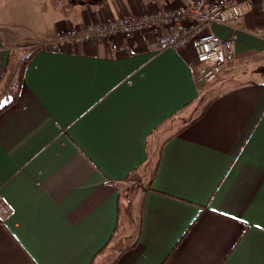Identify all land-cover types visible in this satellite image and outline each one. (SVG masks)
I'll use <instances>...</instances> for the list:
<instances>
[{"label":"crops","instance_id":"0c3cea01","mask_svg":"<svg viewBox=\"0 0 264 264\" xmlns=\"http://www.w3.org/2000/svg\"><path fill=\"white\" fill-rule=\"evenodd\" d=\"M191 1L7 0L28 36L0 31V264H264L259 8L211 25L234 38L213 83L171 45L186 22L48 43Z\"/></svg>","mask_w":264,"mask_h":264},{"label":"built area","instance_id":"2783aa9c","mask_svg":"<svg viewBox=\"0 0 264 264\" xmlns=\"http://www.w3.org/2000/svg\"><path fill=\"white\" fill-rule=\"evenodd\" d=\"M259 8L260 26L257 34L264 32V0H192L177 7L157 8L140 14L122 17L115 16L90 24L72 25L57 33L48 43L64 46L97 37L110 38L118 34H132L154 30L164 26L187 23L172 39L171 45L180 48L191 44L199 65L196 70L199 82L217 80L230 63L234 38L221 39L211 30L213 23L228 24L235 27L243 18ZM0 212L6 209L1 207Z\"/></svg>","mask_w":264,"mask_h":264},{"label":"rangeland","instance_id":"374dc122","mask_svg":"<svg viewBox=\"0 0 264 264\" xmlns=\"http://www.w3.org/2000/svg\"><path fill=\"white\" fill-rule=\"evenodd\" d=\"M6 5L7 0H0V31L4 33H11L19 38L28 36V29H26L25 18L23 16L24 9L9 8V6L6 8ZM25 54L27 55V52ZM26 55H24V57H26ZM22 62L23 60L21 63ZM218 79L215 81H218ZM211 82L213 83V81ZM122 205H124V201L122 202Z\"/></svg>","mask_w":264,"mask_h":264},{"label":"snow or ice","instance_id":"6c2138e0","mask_svg":"<svg viewBox=\"0 0 264 264\" xmlns=\"http://www.w3.org/2000/svg\"><path fill=\"white\" fill-rule=\"evenodd\" d=\"M3 103H4L3 101H0V107H2V106H3Z\"/></svg>","mask_w":264,"mask_h":264}]
</instances>
